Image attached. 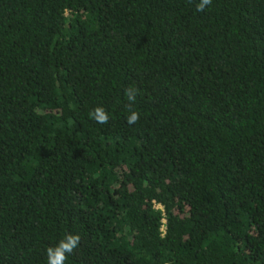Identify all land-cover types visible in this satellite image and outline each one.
Segmentation results:
<instances>
[{
	"label": "trees",
	"instance_id": "obj_1",
	"mask_svg": "<svg viewBox=\"0 0 264 264\" xmlns=\"http://www.w3.org/2000/svg\"><path fill=\"white\" fill-rule=\"evenodd\" d=\"M199 2L0 0V264H264V0Z\"/></svg>",
	"mask_w": 264,
	"mask_h": 264
},
{
	"label": "clouds",
	"instance_id": "obj_2",
	"mask_svg": "<svg viewBox=\"0 0 264 264\" xmlns=\"http://www.w3.org/2000/svg\"><path fill=\"white\" fill-rule=\"evenodd\" d=\"M212 0H200L197 5L198 11H203L207 6L211 5ZM139 90L129 87L125 90V95L130 103H135ZM91 119L99 124H107L109 122V114L103 107H96L89 113ZM140 119L138 111H131L127 117L129 125L136 124ZM81 236L79 234H67L54 247H48L46 250L47 264H66L69 256L79 247Z\"/></svg>",
	"mask_w": 264,
	"mask_h": 264
},
{
	"label": "built area",
	"instance_id": "obj_3",
	"mask_svg": "<svg viewBox=\"0 0 264 264\" xmlns=\"http://www.w3.org/2000/svg\"><path fill=\"white\" fill-rule=\"evenodd\" d=\"M154 208L163 211L161 205H159V204H154ZM160 232L162 233V235H163L164 232H165V219H162V225H161Z\"/></svg>",
	"mask_w": 264,
	"mask_h": 264
}]
</instances>
